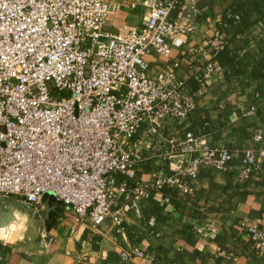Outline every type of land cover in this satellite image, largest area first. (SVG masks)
<instances>
[{
    "label": "built area",
    "instance_id": "1",
    "mask_svg": "<svg viewBox=\"0 0 264 264\" xmlns=\"http://www.w3.org/2000/svg\"><path fill=\"white\" fill-rule=\"evenodd\" d=\"M199 2L144 0L148 15L120 31L106 25L114 0H0V201L15 198L36 210L51 194L70 209L74 224L97 227L110 217L121 231L120 215L111 212L118 193L141 199L164 185L188 193L201 165L226 171L229 151L187 133L162 150L164 160L173 158L167 176L132 183L143 158L136 140L142 124L157 132L165 118H186L209 86V60L191 66L194 90L174 74L181 60L146 75L145 55L171 57L180 37L195 32ZM207 43L212 54L222 44L216 36ZM263 157L264 146L245 149L238 178L247 179ZM154 223L148 217L147 227ZM244 231L264 250V221L246 222ZM143 255L138 245L118 250L122 261ZM0 264H9L1 247Z\"/></svg>",
    "mask_w": 264,
    "mask_h": 264
},
{
    "label": "crops",
    "instance_id": "2",
    "mask_svg": "<svg viewBox=\"0 0 264 264\" xmlns=\"http://www.w3.org/2000/svg\"><path fill=\"white\" fill-rule=\"evenodd\" d=\"M114 1L117 8L106 18L113 30L137 27L148 15L144 0ZM195 23V32L180 37L182 45L172 47L171 57L144 56L146 75L154 78L181 60L174 74L194 90L191 66L209 60V86L195 96L186 118H165L157 132L142 124L136 140L143 158L132 183L167 176L173 158L164 160L162 150L169 139L187 133L229 151L227 170L201 165L188 193L169 185L141 199L118 193L111 212L120 215L121 231L110 217L97 227L74 224L70 209L51 194L42 196L36 210L28 203L14 207L0 226V247L9 264H264V250H256L244 231L246 222L264 221V157L247 179L238 178L243 151L264 146V0H200ZM212 36L222 43L213 54L207 43ZM257 133L260 141L254 139ZM150 216L155 223L148 228ZM122 244L138 245L144 255L122 261Z\"/></svg>",
    "mask_w": 264,
    "mask_h": 264
},
{
    "label": "water",
    "instance_id": "3",
    "mask_svg": "<svg viewBox=\"0 0 264 264\" xmlns=\"http://www.w3.org/2000/svg\"><path fill=\"white\" fill-rule=\"evenodd\" d=\"M2 199L9 204V207L5 211L1 210L0 208V226L4 225L10 220L14 207H28L26 202L17 200L15 198L4 197Z\"/></svg>",
    "mask_w": 264,
    "mask_h": 264
},
{
    "label": "rangeland",
    "instance_id": "4",
    "mask_svg": "<svg viewBox=\"0 0 264 264\" xmlns=\"http://www.w3.org/2000/svg\"><path fill=\"white\" fill-rule=\"evenodd\" d=\"M52 197V199L54 200V197L52 195H50Z\"/></svg>",
    "mask_w": 264,
    "mask_h": 264
}]
</instances>
